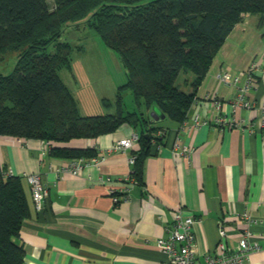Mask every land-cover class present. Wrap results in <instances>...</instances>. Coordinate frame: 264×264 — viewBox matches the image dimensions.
Wrapping results in <instances>:
<instances>
[{
  "label": "crops",
  "instance_id": "crops-1",
  "mask_svg": "<svg viewBox=\"0 0 264 264\" xmlns=\"http://www.w3.org/2000/svg\"><path fill=\"white\" fill-rule=\"evenodd\" d=\"M252 63L256 68L247 99L254 109H246L232 103L236 86L224 85L218 75L226 73L230 79L241 76ZM66 87L81 116L96 114L89 113L96 102L103 105L102 100L114 92L106 86ZM186 87L185 92H189ZM210 96L221 103L219 112L213 110L207 99ZM261 106L264 24L259 15L244 13L214 56L184 124L166 117L155 121L149 115L151 109L141 110L150 117L155 135H164L159 136L161 144L152 147L155 154L143 160L140 185L129 182L133 172L129 157L139 145L132 150H111L119 140L139 133L131 126L122 125L92 139L50 142L49 146L41 140L0 136V165L12 176L21 177L28 204L15 239L24 252L21 264H163L167 255L157 248L156 240L167 235L166 227L178 208L195 220L193 248L199 260L222 250H236L242 233L249 229L261 249L250 253L243 264H264ZM194 116L205 123L194 127ZM218 116L236 125L224 126L218 123ZM174 144L191 148L189 156L179 155ZM51 147L91 148L103 158L72 176L59 171L69 159L52 157ZM25 174H38L48 189L40 211L33 206ZM110 190L116 192L117 203ZM243 213L258 222L248 225L240 217ZM220 228L224 236L219 235Z\"/></svg>",
  "mask_w": 264,
  "mask_h": 264
},
{
  "label": "trees",
  "instance_id": "trees-1",
  "mask_svg": "<svg viewBox=\"0 0 264 264\" xmlns=\"http://www.w3.org/2000/svg\"><path fill=\"white\" fill-rule=\"evenodd\" d=\"M52 1L50 8L47 0H0V62L6 52H17L12 71L0 74V136L67 143L131 126L139 130L131 174L139 185L143 160L155 154L152 147L162 138L142 111L155 106L183 123L214 56L242 15H259L264 24V0ZM69 24L91 28L125 69L113 114L81 116L59 78V70H70L74 50L60 40ZM180 73L192 74L183 80L189 92L176 85ZM125 91L138 110L125 109ZM102 104L110 106L106 99ZM49 154L69 160L98 156L91 148L51 147ZM27 213L21 177L0 165V264L22 263L24 252L15 239Z\"/></svg>",
  "mask_w": 264,
  "mask_h": 264
},
{
  "label": "built area",
  "instance_id": "built-area-1",
  "mask_svg": "<svg viewBox=\"0 0 264 264\" xmlns=\"http://www.w3.org/2000/svg\"><path fill=\"white\" fill-rule=\"evenodd\" d=\"M256 64L252 63L248 71L241 76H234L232 79L228 78L226 73L218 75L219 80L224 85L236 86V95L232 103L238 107L246 109H254L253 103L247 99V94L251 89V75L252 71L255 70ZM241 80H243L242 83ZM211 100L213 110L219 112L221 103L215 96L207 97ZM261 112H264V106L259 108ZM186 121V120H185ZM184 121V122H185ZM218 123L226 125L229 128L233 127V122L227 121L222 117L218 116ZM184 122L182 124H184ZM203 122L198 116H194L192 119V125L194 127L200 126ZM259 128L264 129V120H260ZM159 136L164 135V132L158 133ZM138 135L132 134L129 138H124L116 142L111 150L112 151H125L132 150L137 144ZM49 142H46L48 146ZM174 148L177 153L183 157H188L191 148L186 146H179L174 144ZM103 157L98 155L89 160L83 158L69 160L66 166L59 169L62 173H67L72 176H77L79 172L87 165H96ZM134 155L129 157V163L133 164ZM11 175V174H10ZM29 184L31 199L33 206L36 211H40L44 207V202L48 196L47 187L41 182L38 174H25L23 176ZM109 181V178H106ZM129 182L135 184V180L129 177ZM112 200L114 203L119 201L114 190H110ZM241 219L244 220L248 225L255 224L258 220L246 213L241 214ZM194 219L189 216H184L182 209L178 208L173 212L172 222L166 227L167 235L156 240V246L159 250L167 255V260L163 264H243L248 260L250 253L261 249L259 243L252 236L249 229H246L242 233V237L237 243V249L232 252L221 251L220 254L212 253L205 255L203 260H199L194 252L195 235L192 230ZM220 236L225 235L223 228L218 231Z\"/></svg>",
  "mask_w": 264,
  "mask_h": 264
},
{
  "label": "rangeland",
  "instance_id": "rangeland-1",
  "mask_svg": "<svg viewBox=\"0 0 264 264\" xmlns=\"http://www.w3.org/2000/svg\"><path fill=\"white\" fill-rule=\"evenodd\" d=\"M47 3L52 8L53 1L47 0ZM60 40L69 42L74 48L71 54V70L63 68L58 72L62 83L69 87L106 86V89L112 87L114 92L111 91L112 94L106 98L110 106L105 107L96 102V105L92 107V112L89 113H96L93 115L113 114L115 112L116 88L126 81L125 69L117 53L107 48L98 35L86 24H69L65 27ZM48 51L53 52V48L49 47ZM16 56L17 52L15 51H8L4 54L0 62V74L6 75L12 71ZM186 78L190 80L192 74L180 73L176 80V85L183 91L188 90V87L183 85V80ZM123 103L127 111L138 110L129 91L124 92Z\"/></svg>",
  "mask_w": 264,
  "mask_h": 264
},
{
  "label": "water",
  "instance_id": "water-1",
  "mask_svg": "<svg viewBox=\"0 0 264 264\" xmlns=\"http://www.w3.org/2000/svg\"><path fill=\"white\" fill-rule=\"evenodd\" d=\"M150 117L157 121L159 119H163L165 117L155 106H153L149 112ZM147 137V136H146Z\"/></svg>",
  "mask_w": 264,
  "mask_h": 264
}]
</instances>
